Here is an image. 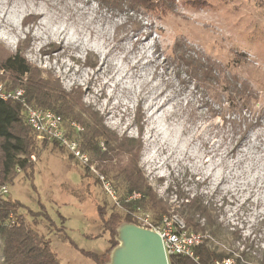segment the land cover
Masks as SVG:
<instances>
[{
	"label": "rangeland",
	"instance_id": "obj_1",
	"mask_svg": "<svg viewBox=\"0 0 264 264\" xmlns=\"http://www.w3.org/2000/svg\"><path fill=\"white\" fill-rule=\"evenodd\" d=\"M174 2L173 13L159 18L111 12L94 0H0V44L10 53L20 51L65 92L79 91L107 129L140 142L139 168L168 202L170 214L183 197L200 196L228 235L211 239L213 245L264 254V8L259 0ZM32 14L38 21L23 25ZM138 22L143 28L135 31ZM177 42L188 54L199 52L219 62L258 92L255 109L262 115L237 145L245 123L221 115L184 74L181 53L173 48ZM51 44L59 49L50 52ZM0 78L6 86L8 76L0 73ZM232 121L241 128L233 129ZM70 123L64 126L72 134ZM35 142L32 182L18 173L12 185L4 184L3 198L38 216L36 229L61 264H95L82 252L102 255L112 238L102 230L96 206L106 217L116 210L98 178L102 163L89 157L92 168L84 174L57 145L36 136ZM119 160L122 165L126 157L111 164ZM106 179L119 199L120 188ZM26 208L19 213L30 222ZM231 233L239 238L233 247Z\"/></svg>",
	"mask_w": 264,
	"mask_h": 264
},
{
	"label": "trees",
	"instance_id": "obj_2",
	"mask_svg": "<svg viewBox=\"0 0 264 264\" xmlns=\"http://www.w3.org/2000/svg\"><path fill=\"white\" fill-rule=\"evenodd\" d=\"M94 1L111 12L125 11L132 16L144 14L162 18L173 13L176 8L174 0ZM187 1L193 3L192 0ZM259 1L264 8V0ZM29 18L31 20L24 18L22 24L26 25L29 22L34 24L37 21V18ZM142 28L141 22H138L135 31ZM51 45L50 52L57 50V48L54 49L56 47L54 44ZM173 48L175 53H181L178 62L184 68V74L191 78L197 89L208 96L210 102L219 106L220 114L237 116L245 123V130L240 132L238 140L235 141L237 145L262 115L261 111L255 109L259 102L258 92L248 80L229 72L226 67L210 57L193 51L188 54L185 45L178 42ZM234 56L235 59L244 57L241 54H234ZM91 67H96V65L91 64ZM0 73L8 76L9 82L5 86L6 89L22 88L27 103L32 107L50 110L60 116L63 122L73 121L81 125L83 131L80 134V149L87 153L92 161L102 163L100 172L120 188V208L113 206V210H116L110 216L106 217L104 212L96 206V215L102 230L112 237L109 251L102 255L82 252L83 256L95 264H104L108 259V253L117 244L114 235L121 223L137 224L133 215L146 213L149 214L152 223L158 224L163 216L170 214L168 202L159 196L139 168L141 143L137 139L119 137L115 132L107 129L101 116L82 102V94L79 91L65 92L50 74L44 76L42 70L30 65L20 51L10 53L1 44ZM137 114L139 120H142L143 114L140 107H138ZM249 118L256 120L251 122ZM232 124L233 129L241 128L239 122L232 121ZM137 130L141 134L143 127L137 124ZM35 136L26 123L22 107L16 102L0 100V185H12L18 173H23L31 181L34 164L30 159L38 149ZM50 143L57 145L55 142ZM100 143L104 144L105 151L101 150ZM122 156L126 157L124 164L121 165L120 160L114 165L111 164L114 159ZM81 167H83L84 174H88L89 169ZM171 191L169 186L166 192ZM132 193H138L140 197L127 201ZM180 199L181 196L177 201ZM183 200L173 213L183 219L187 231L206 235V239L195 249L197 262L185 256L175 255L168 257V264H219L224 260H232L233 264H264V254L252 256L244 248L236 253L233 250L213 245L211 239L228 238L226 228H223L218 221V215L215 214L212 206L200 196L183 197ZM24 207L20 202L12 203L5 198H0L2 264H61L56 254L51 251L49 241L36 229L35 218L38 216L25 207L26 213L33 218L29 222L24 215L19 213L20 210L25 209ZM238 239L235 233H231L230 246L233 247Z\"/></svg>",
	"mask_w": 264,
	"mask_h": 264
},
{
	"label": "built area",
	"instance_id": "obj_3",
	"mask_svg": "<svg viewBox=\"0 0 264 264\" xmlns=\"http://www.w3.org/2000/svg\"><path fill=\"white\" fill-rule=\"evenodd\" d=\"M0 100L3 102L12 101L22 107V113L27 125L35 133L36 137L48 142H55L60 148L64 149L72 159L79 165L91 170V163L87 153L80 149V134L82 127L76 123H70L72 134L67 132L61 117L50 110H41L29 105L25 99V93L22 88L7 90L5 85L0 82ZM102 151L106 148L100 143ZM100 184L107 197L116 208H120V202L117 198V192L112 184L103 176L99 177ZM8 193L7 185H0V198ZM140 195L132 193L128 200L137 199ZM133 218L138 226L154 231L162 240L163 249L168 259L169 256H185L190 260L197 262L195 249L206 239V235L201 233L189 232L185 228L184 221L177 214L165 215L158 224L152 223L149 214H134ZM219 264H233L232 260H224Z\"/></svg>",
	"mask_w": 264,
	"mask_h": 264
},
{
	"label": "water",
	"instance_id": "obj_4",
	"mask_svg": "<svg viewBox=\"0 0 264 264\" xmlns=\"http://www.w3.org/2000/svg\"><path fill=\"white\" fill-rule=\"evenodd\" d=\"M114 246L104 264H168L162 240L152 230L123 222L115 230Z\"/></svg>",
	"mask_w": 264,
	"mask_h": 264
},
{
	"label": "bare ground",
	"instance_id": "obj_5",
	"mask_svg": "<svg viewBox=\"0 0 264 264\" xmlns=\"http://www.w3.org/2000/svg\"><path fill=\"white\" fill-rule=\"evenodd\" d=\"M29 17H32V19H33V17H34V18H37V21H38V19H39V16H38V15H33V14H32V15H27V16L24 17V18H28L29 20H31ZM24 18H23V19H24ZM28 19H27V20H28ZM25 20H26V19H25ZM34 20H35V19H34ZM35 21H36V20H35ZM37 21H36V22H37ZM32 24H33V23H32ZM53 47H55V46H53ZM56 48H57V50L59 49V47H58L57 45H56V47H55L54 49H56ZM54 49H53V50H54Z\"/></svg>",
	"mask_w": 264,
	"mask_h": 264
}]
</instances>
